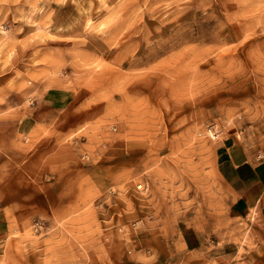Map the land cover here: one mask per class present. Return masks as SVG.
Returning <instances> with one entry per match:
<instances>
[{
  "label": "rangeland",
  "instance_id": "374dc122",
  "mask_svg": "<svg viewBox=\"0 0 264 264\" xmlns=\"http://www.w3.org/2000/svg\"><path fill=\"white\" fill-rule=\"evenodd\" d=\"M231 141L264 168V0H0V264H264Z\"/></svg>",
  "mask_w": 264,
  "mask_h": 264
},
{
  "label": "crops",
  "instance_id": "0c3cea01",
  "mask_svg": "<svg viewBox=\"0 0 264 264\" xmlns=\"http://www.w3.org/2000/svg\"><path fill=\"white\" fill-rule=\"evenodd\" d=\"M215 168L234 197L233 211L248 215L264 196V168L232 141L216 146ZM263 210L259 213L264 222Z\"/></svg>",
  "mask_w": 264,
  "mask_h": 264
},
{
  "label": "built area",
  "instance_id": "2783aa9c",
  "mask_svg": "<svg viewBox=\"0 0 264 264\" xmlns=\"http://www.w3.org/2000/svg\"><path fill=\"white\" fill-rule=\"evenodd\" d=\"M223 124V125H222ZM224 124L229 125L228 122L221 123L219 120L212 121L206 125L203 129V134L211 140L219 141L223 133ZM261 154L257 155V158H261Z\"/></svg>",
  "mask_w": 264,
  "mask_h": 264
}]
</instances>
